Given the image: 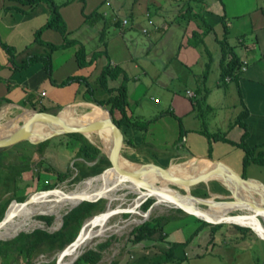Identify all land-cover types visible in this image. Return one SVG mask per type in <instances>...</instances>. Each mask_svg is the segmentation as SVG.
I'll return each instance as SVG.
<instances>
[{
  "label": "crops",
  "instance_id": "0c3cea01",
  "mask_svg": "<svg viewBox=\"0 0 264 264\" xmlns=\"http://www.w3.org/2000/svg\"><path fill=\"white\" fill-rule=\"evenodd\" d=\"M188 1L56 0L68 38L75 44L51 50L47 44L60 45L65 38L54 28H44L36 39L50 15L45 1L30 7L20 0H0V112L11 115L21 107L57 114L70 105H96L88 85L95 99L106 100L109 94L99 76L109 66L117 76L108 77L107 85L114 89L123 81L125 85L124 115L129 122L119 128L121 153L128 160L168 167L177 160L211 157L264 184V165L250 162L244 170V151L233 144L240 142L246 129L247 146L257 147L264 155V0H190L194 12L203 13L212 26L206 35L195 21L179 18ZM96 10L99 16L85 22ZM109 25L115 29L111 39L106 37ZM194 31L200 35L193 37ZM1 42L11 46L12 57ZM81 46L85 49L82 66L76 56ZM47 52L50 74L41 59L19 68L32 55ZM224 67L229 73L223 74ZM72 75L89 84L77 80L60 85ZM122 115L116 109V119ZM14 124L8 129L23 135ZM113 137L112 132V141ZM45 149L41 155L32 153L33 157L43 156ZM31 167L29 162V169L15 177L17 187L16 180L29 176ZM212 186L206 183L208 193ZM1 190L12 195L2 184ZM61 201L67 202L65 196L44 203L32 196L25 204L12 203L8 220L13 223L3 231L27 217L24 227L29 229L35 222L29 216ZM154 217L161 218V228L136 243L128 235L119 256L108 264L113 260L118 264H264V239L242 225L199 228L195 216L177 210ZM90 240L85 239L83 247Z\"/></svg>",
  "mask_w": 264,
  "mask_h": 264
},
{
  "label": "trees",
  "instance_id": "16d2710c",
  "mask_svg": "<svg viewBox=\"0 0 264 264\" xmlns=\"http://www.w3.org/2000/svg\"><path fill=\"white\" fill-rule=\"evenodd\" d=\"M39 1H45L50 8V15L47 23L40 29H38L36 33V39L40 38V33L44 28H54L58 31H60L64 35V43L60 45L56 44H47L48 47L51 48V50H55L58 48H65L68 46H71L75 44L74 41L70 40L68 38V31L66 28V24L63 21L61 14L59 12V6L60 4L56 2V0H20V2L24 4L30 5V7L34 6ZM189 6L184 7V9L181 10L179 14V18H186L192 21H195L198 26L203 28V34L206 35L211 31L212 26L208 23L207 19L205 18L203 13L194 12L193 6L190 4V0L187 2ZM94 16H99L98 10L93 11L91 14L87 15L85 17V22L86 20L88 21L89 19L93 18ZM195 32V31H194ZM200 34L195 32L193 33V37L199 36ZM192 37V38H193ZM194 39V38H193ZM3 47L10 53L11 57L13 55V50L11 46L5 44L4 42H1ZM77 60L79 62V65H85V49L83 46L79 48L76 52ZM41 59L43 64L45 65V68L48 70V74H50V69H51V55L50 52H47L46 54H41V55H32L29 57L26 62L22 65L19 66V68H24L26 67L29 63H32L35 60ZM232 69V68H231ZM113 68L107 66L105 67L100 76H99V81L100 83L105 86V90L108 92L109 97L106 100H97L93 96L92 92V87L88 83V81L82 77L78 76H69L65 80L61 82L60 85H66L69 84L73 81L77 80H84L88 86V92L92 95V101L96 104L99 105L103 108H106L105 106L108 105L109 109L108 111L110 112V115L115 123H117L119 126H121L123 123H128V118L125 117L124 115V104L126 102V92H125V85L124 81L119 85L117 88H110L107 85V78L112 77L116 78L117 72L116 70L113 72ZM229 73L228 68L223 69V74ZM115 91H117L115 93ZM116 109H119L121 112H123V115L120 119H116L114 116ZM38 111H46L44 108H39ZM2 122H0L1 124ZM242 126L245 127V123H242ZM3 127V126H2ZM9 133H13L11 130H9ZM66 136H68V142H67V147L68 149H71L74 152V162H73V167L76 170V174L73 177L72 181H79L81 179H84L86 177L94 176L100 174L103 170L108 168L110 166V161L108 160L107 156L102 153V151L94 144L92 143L87 137H85L83 134L78 133V132H71V133H65ZM247 132L246 129L241 137L240 142L237 143L238 147L243 149L244 151V157H243V166L244 170L248 166L250 162H256L258 164L264 165V155L261 150L257 151V147L254 148H249L247 144L245 143V138H246ZM48 139H45L39 143L33 144L30 143L29 141H26L29 146H31L33 149L28 150L26 154L23 153L24 157L22 160H24L22 163L16 164V168L13 169L12 162H9L8 164L3 165L2 167L0 166V174L2 175L1 177V184L2 188L4 191H12V195L6 197L0 202V220L4 216L5 210L7 208L8 203L12 200L16 201L18 203H21L22 201L25 200L24 196H15L14 192L17 190V186L15 185V177L20 175L24 169H29V162L33 158L34 152H39L41 155L44 150V146H46V142ZM46 144V145H45ZM11 147V146H10ZM9 147L5 149H0V154L1 150H6ZM30 151V152H29ZM18 160V159H17ZM3 164L2 161H0V165ZM5 166V167H4ZM45 173L47 174L48 170L44 169ZM244 173V172H243ZM57 175L60 177H64L65 179L68 176H71L72 174L67 170L65 172H57ZM109 175V174H108ZM38 176V175H37ZM110 176V175H109ZM113 179H119L120 177V172H115L112 174ZM112 179V180H113ZM38 181V180H37ZM105 182L109 184L110 187L114 188L112 181L109 180H100L98 183ZM98 183H95L96 185ZM85 185V182L81 183ZM91 185V184H90ZM42 188H39L40 190H47V189H52L55 187L54 183H46L44 186H41ZM130 188V186H128ZM127 188V187H126ZM126 188H121V189H126ZM98 189V188H97ZM97 189H95L97 191ZM120 190V189H119ZM118 189L113 190L112 192V200L115 199H120V197L117 196V191ZM51 193L45 196H49ZM98 194H102L103 197L96 200V201H82L79 205L73 207L72 209L68 210L63 216H62V224L61 226L52 232L47 231L46 229L43 228H35L31 231H20L17 235L10 239H5V240H0V264H19L20 262H23V264L31 262L34 256H37L40 253L43 252H51L53 250H58L61 251L67 244H69L71 241L75 239L77 236L83 222L85 219L88 217H91L95 213H99L101 211H104L105 209V204H104V199L109 196V191L108 190H102ZM193 195L199 196V197H208V191L206 189V186L203 182L199 183L193 190ZM62 196L57 197V199H62L64 192L61 194ZM43 196H35L36 199H39ZM14 199V200H13ZM80 200V197L76 200L75 204ZM11 202V204H12ZM154 202V199H147L141 206L142 208L146 211L151 204ZM14 203V202H13ZM62 204V201L55 204L54 206L48 207L44 206L38 213H44V214H52V215H39L38 219L43 220L47 225H50L55 217L56 211L58 207ZM136 204H132L126 208L128 209H134ZM9 208V207H8ZM137 208L132 211V213L137 212ZM8 213L11 215L13 210L7 209ZM177 211H181L182 209H177ZM210 212V211H208ZM206 211H203V213H208ZM34 215L29 216L30 220L33 219ZM194 217V216H193ZM200 225L199 228L207 224H211L213 228H217L221 225V223H210L207 222L203 219H200L198 217H195ZM160 217H151L148 220H145L142 223L137 224L132 228V230L129 233L128 240L132 243L140 242L143 239L147 238L148 236L152 235L155 231L161 228L162 225H160ZM37 221V220H36ZM40 222V221H39ZM112 228L109 227L105 229L100 235L98 236H104L105 233ZM244 230H249V227H241ZM14 233V234H16ZM13 234V235H14ZM12 235L9 236H1L0 238H8ZM97 237V236H94ZM93 237H91L92 239ZM108 244L107 242L98 244L97 250L95 249H88L84 253H82L75 261L74 264H96L102 257L101 254V249L106 247ZM25 262V263H24ZM45 264H55V259L52 262L45 263ZM110 264H118V261L113 260Z\"/></svg>",
  "mask_w": 264,
  "mask_h": 264
},
{
  "label": "water",
  "instance_id": "95a60500",
  "mask_svg": "<svg viewBox=\"0 0 264 264\" xmlns=\"http://www.w3.org/2000/svg\"><path fill=\"white\" fill-rule=\"evenodd\" d=\"M97 107H99V109L103 112L106 111L105 108L99 105H97ZM25 110L31 113L30 114L31 118L45 125H47L50 120H55L57 116L59 115V112L57 114H53V113H49L46 111H38L35 109L25 108ZM24 112H21L18 115H16L15 116L16 118L13 119L12 121H21L22 119L20 117H22ZM7 123H5V125ZM105 128H109L113 132L114 137H113L112 146L109 148L108 151L103 148V145L102 146L98 145V148L102 151V153H104L107 156L108 160L110 161V166L106 168L105 170H103L100 174L95 175L93 177L102 175L107 170L111 169V170L120 171V173H123L122 174L123 176L124 175L125 177L128 176L127 179L132 177L137 181L141 173L142 175L143 174H147V175L153 174L157 178V180L173 179L175 181L183 183L186 187L183 189L185 190L184 194L177 192L179 197L189 196L190 198L197 201L200 205H205V206L211 205L215 202H225V203L234 202L237 204L236 208L234 209L229 208L226 212L227 214L219 218H213L208 215H205L204 213H202V211L198 207H192L189 205H179V204L174 205L173 204L175 207L180 208L183 211L187 212L188 214L198 217L200 219H203L210 223H215V224L235 223V224L249 227L252 231L256 233L258 237H260L261 239H264V184L262 182L250 179L248 177H243L240 174L233 171L232 169H230L227 165H225L221 161L215 160L211 157H203V156L194 157L193 158L194 161L195 159L198 161H202L200 162V164L199 163L197 164L196 162L190 163V161L183 162L182 163V173H170L168 169L169 167H161L156 164H139V163L132 162L128 160L125 156H123L121 153L123 134L119 128V125L113 121L108 110H107V115L100 118L97 124L89 125L83 129H79L77 126L65 125L61 127V129L55 130L51 134L45 135L37 140L27 137L25 135L19 136L16 133L5 135L3 137H0V149H5L21 141H29L30 143L36 144L47 138L53 137L55 135L71 133V132L81 133L91 141V139L88 137L90 134H92L93 132H100L102 129H105ZM20 130L23 133H27L28 132L27 125L23 123L20 126ZM99 139L101 141V144H103L100 136H99ZM121 158L128 161L130 163V166L129 167L123 166L121 164ZM197 167H202V170H205V171L199 175H195L193 172H195ZM187 176H191L193 180L192 179H191L192 181L185 180V177ZM209 179L219 180L231 192L230 198L232 200L215 201L214 198L218 197L217 195H212L208 197H199V196H195L192 193H190L189 191L190 185L194 183H198V182H206ZM230 183L240 185L243 191L244 190L249 191L254 198H252L251 201H246V202L239 201V197L237 195L238 188L235 189L234 186L231 187ZM138 187L141 192H146L149 189L148 183L144 181L140 182ZM55 189L56 188H52V189L42 190L38 192L44 193V192L53 191ZM160 192L161 191H152V192L146 193V195H143L142 199H140V201L135 205L134 209L139 208L145 202V200L149 197H153L155 199L153 205L156 203H159L156 195H165L164 193H160ZM255 196H257L258 198ZM219 197H222V196H219ZM228 197L229 196H227V199H229ZM100 198L102 197L96 196L93 198L91 197L82 198L79 202L74 204L70 209L79 205L82 201H96ZM27 201L28 200H24L21 203H25ZM151 207L152 205L146 210V213L151 209ZM7 209L4 213V216L0 220V227L3 226L4 223H6ZM134 209L118 208V207H115L113 209L107 208L104 211H101L100 213L95 214L92 217H90L89 221L84 222L82 224L75 239L71 241L69 244H67L61 251H59V253L57 254L56 260H55V264H60L61 260L67 255L68 249L70 247H74L78 243H83L85 239L83 238L82 233L86 225L91 224V222H93L90 225L91 227H99L102 224H105V222L108 220L110 216L117 214V213H132ZM233 211H237V213H232ZM243 211L245 213H243ZM17 234L18 233L10 236V238L14 237ZM77 257L78 255L75 258Z\"/></svg>",
  "mask_w": 264,
  "mask_h": 264
},
{
  "label": "rangeland",
  "instance_id": "374dc122",
  "mask_svg": "<svg viewBox=\"0 0 264 264\" xmlns=\"http://www.w3.org/2000/svg\"><path fill=\"white\" fill-rule=\"evenodd\" d=\"M114 30L115 29L110 25L107 27V29H106L107 39L113 38L112 36H114V34H113ZM74 106L75 105H70L69 107L74 108ZM95 106H97V105H95ZM75 108H76V106H75ZM92 110L91 109H83V111L79 115L81 117L85 116L87 113H92L93 112ZM105 110H106L105 113L107 114V109H105ZM15 118L16 117H13V118L8 119V120L11 121ZM2 121L3 120L1 119L0 122H2ZM50 121L48 122V124H50ZM71 121L72 120H69V122H71ZM7 122L8 121H3L2 124H5ZM13 127L18 129V131L21 132L20 125L15 123L13 125ZM44 127L45 126H43V128ZM1 129L3 130V127L0 124V130ZM80 129H83V127H80ZM21 133H23V132H21ZM24 134H28V132L23 133V135ZM87 135H89V134H87ZM88 137L92 141L96 142L98 145L102 146L97 132H93ZM47 139H48L47 140L48 142H46L47 145L45 144L46 146H44V149L46 148L45 150H47V152L43 156L38 155L36 158L33 157L34 160L30 161V163L32 162L31 171L29 172L30 175L29 176H26V175L21 176L20 178H18V180H16L18 188L20 187V189L17 191L18 196H21V197L24 196L25 200H29V198H31V196L34 193H37L38 191H42L39 188H42L41 186H44V184H46V183H48V184L54 183L55 184L54 188H56V190L60 189L62 191L67 192V191L75 189L78 185H80L86 179L89 178V177H86V178L81 179L79 181H75V182L72 181L73 177L75 176V174L77 172H76L75 168L73 167V162L75 160L74 159V152L71 149H68V147H67V142L69 139H68V136L65 135V133L55 135V136L47 138ZM233 144L238 147L237 142H233ZM31 148L32 147L29 146L28 143H26V141H21L19 143H16L15 145H11V147H9L8 149L1 150L0 161H2V163L6 164V163H9V162H12V161L18 159L16 161L12 162V166L14 169V168H16V166H14V165L22 163L24 161V160H22L24 157L23 153L28 152V149H31ZM191 159H193V158H191ZM191 159L177 160L175 163H183L186 161H190ZM44 169L48 170L47 174L45 173ZM67 170L72 174L71 176H68L65 179H63L64 177H60L59 175H57V172H59V171L65 172ZM1 177H2V175L0 174V188H1ZM90 177H92V176H90ZM191 179H192L191 176L185 177V180H187V181H190ZM199 183H201V182L194 183V184L190 185V187H189L190 193H193L194 188ZM203 183L205 184V186H206V183L208 185H213L211 187V189L209 190L208 195L209 196L217 195L218 197L214 198L215 201L232 200L230 198L231 192L228 189L226 190L225 187L222 186V184L220 182H218L217 180L209 179ZM159 185H161L162 187H167L168 189H171V190L176 191V192L181 193V194L185 193V190H183L185 185L183 183H182V185H174V184L167 183V182L166 183L161 182V183H159ZM37 186H39V188H37ZM80 187H82V186H80ZM129 189L130 188L120 189L119 191H117V196L120 197V199H115L112 201H109L110 197L112 196L111 192L109 191V196L107 197V199L103 198L104 204H105V209L115 208L118 205L121 206V208H126V207L132 205L134 202L133 200H135V198H137L138 195L136 193H133ZM159 190L163 191L162 189H159ZM2 193H3V190H1V193H0V199H2V200L5 199L6 197L10 196V194H11V192H9L10 194H8V193L2 194ZM219 196H222V197H219ZM227 196H229L228 197L229 199H227ZM149 198L154 199L153 197H149ZM149 198H147V199H149ZM67 201H68V199H67ZM11 202H12V200L8 203L7 208H8V206H10ZM153 203L151 204L152 205L151 209L147 213L142 208V206H140L139 208H137L140 212L139 214L117 213V214L112 215L106 224V226H112V228L110 230H108L104 236L93 237L87 243V246H85L82 249V251L78 254V257L88 249L97 250L98 244H101V243L108 241L107 246L104 247L103 249H101L102 257H101L100 261L98 262V264H108L110 262V260L116 259L119 256L120 251L123 250L124 244H126V242H127V237L129 235L131 229L134 226H136L138 223H140L142 221L148 220L151 217L156 216L159 213H167V212H170L173 210L180 209V208H177L170 203L167 204L166 202L156 203L154 205H153ZM201 206L206 207L205 205H201ZM70 208L71 207H69V206L63 207L59 212L60 217L55 219V217H56L55 216L50 225H47L43 220L38 219V216L39 215H52V214H42V213L34 214L33 219L37 220V221H41L42 224H44V225L32 226V227H29L28 230L31 231V230H33L35 228H39V227L46 229L49 232L57 230L61 226L62 216ZM143 213H146L147 217H144ZM185 213H187V212H185ZM234 213H237V211H234ZM95 214H98V212ZM221 217H223V215H221ZM89 218L90 217L85 219L84 222H86ZM8 238H10V237H8ZM8 238H6V239H8ZM98 250H99V248H98ZM58 253H59V251L56 249L51 251V252L40 253L37 256H34L33 259L31 260V262L26 263V264H45V263L52 262L54 259L56 260ZM77 258H75L73 260V262H71L70 264H74V262L76 261ZM22 263L23 262H20V264H22Z\"/></svg>",
  "mask_w": 264,
  "mask_h": 264
},
{
  "label": "bare ground",
  "instance_id": "6f19581e",
  "mask_svg": "<svg viewBox=\"0 0 264 264\" xmlns=\"http://www.w3.org/2000/svg\"><path fill=\"white\" fill-rule=\"evenodd\" d=\"M17 109H18V112H15L14 114H11V115H9L10 112H8V111L0 112V120L2 119V120H6V121L9 122L6 125L5 124L3 125L1 123V125L3 126V130L2 131L0 130V137H3L5 135L10 134L9 131H8V128H9V126L12 123H16V124H18L20 126L23 123L26 124L27 128H28L27 137H30L32 139L37 140V139H40L41 137H43L45 135L51 134L55 130L61 129V127L65 126V125L77 126L80 129V127H83V125H85V124H89V125L97 124V122H98V120L100 118H102V117L107 115L105 112L101 111L99 109V107H97V106H95L93 104H83V105L78 106V107L76 106V108L74 106V108L66 107V108L60 110L59 111V115L57 116V118L55 120H51L50 124L45 125V124H41V123L35 121L33 118H31L30 117L31 113L28 112L27 110H25V108L19 107ZM83 109H91V110L93 109L92 110L93 112L92 113H87L85 116L81 117L79 114L83 111ZM21 112H24L22 117H20L22 119L21 121H12L11 120L12 122H10L8 120V119H11V118L15 117L16 115H18ZM69 120H72V121L69 122ZM43 126H45V127L43 128ZM97 134H98V137L100 136V138L102 139L103 148L108 151L109 148L112 146V143H113V141H112V131L109 128H105V129H102L100 132H97ZM194 162H196L197 164L198 163L200 164V162H202V161H198L196 159H195V161L193 159L190 160V163H194ZM121 164L123 166H127V167L130 166V163L128 161H126L125 159H123V158H121ZM168 167H169L168 169H169L170 173H182V163H172ZM116 171L117 170L109 169L102 175H99L97 177H93V176L89 177L88 179H86L84 181L85 185H84L83 188L74 189L72 191L64 193L63 196H65V198L68 199V201L67 202L62 201V204L58 207V209L56 211L55 219L60 217L59 216V212H60V210L63 207H65V206L72 207L79 197H80V200L82 198H85V197L86 198H90V197L93 198V197H96V196L103 197L102 194H98L102 190H108L112 194L113 190L115 192V190H117V189L119 190V189H121L123 187L124 188H126V187L129 188L128 186H130V189H129L130 191H132L133 193H136L138 195V197L135 198V200H133L134 204H137L140 201V199H142L143 195H146V193L152 192V191H161L159 189H162L163 191H161L160 193H164L165 195H156L159 203L166 202L167 204L170 203L172 205L173 204L174 205L179 204V205H189V206H192V207H198L202 211V213H203V211H206V212L210 211L207 214L206 213H204V214L208 215L210 217H213V218H219V217H221V215L225 216L227 214L226 212H227V210L229 208H233L234 209V208L237 207V204L234 203V202H227V203H225V202H215V203H213L211 205H208L206 207H202L197 201H195L194 199L190 198L189 196L179 197V195L177 194L176 191H173L171 189H168L167 187H162L161 185H159V183H161V182L162 183H166L167 182V183H171V184H174V185H182L181 182L175 181L173 179L157 180V178L153 174H148V175L147 174H143L142 175V173L140 174V176L138 178V181L135 180L132 177L127 179L128 176H126V177H125V175L123 176L122 175L123 173H120L119 179L116 180V179H113L112 177H110ZM204 171L205 170H202V167H197L195 172H193V173L195 175H199V174L203 173ZM117 172H120V171H117ZM103 179L112 181V183L115 184V185H113L114 188L110 187L109 184H107L105 182L98 183V181L103 180ZM143 181L147 182L148 186H149V189L146 192H141L139 190V187H138L139 183L143 182ZM95 183H98V184L96 185ZM230 185H231V187L234 186L235 189L238 188L237 195L239 197V201L246 202V201H251L252 198H254L249 191H247V190L243 191L242 187L240 185H236V184H233V183H230ZM184 188H186V187H184ZM95 189H97V191ZM58 191H61V190L60 189H58V190L55 189L53 191L44 192V193L37 192V193H34L32 196L35 195V196L39 197V196L47 195V194H49L51 192H55L48 198H39L40 199V203H44L45 201H49V200L51 201V200L56 199L59 196H62ZM255 197H257V196H255ZM110 200H111V197H110L109 201ZM13 202L17 203L19 205L27 203V202L18 203L16 201H13ZM47 205H49V204H46L44 206H47ZM8 207H10V206H8ZM116 207L121 208V206H119V205L116 206ZM139 213H140L139 210H137V212L135 214H139ZM243 213H245V212L243 211ZM42 214H44V213H42ZM6 215H7L6 223H4L3 226L0 227V237L1 236L13 235L16 232L19 233L20 231L28 230V229H25V227H24L26 224L29 223V222H25V220L28 218L27 217V218H24L23 220L19 221L18 226L14 227L12 230L3 231L4 229L8 228V226H10L11 223H13V221L8 220L10 218V216H11L8 213V211H7ZM143 215H144V217H147L146 213H143ZM109 218H108V220H109ZM12 219H14V217H12ZM89 219L87 221H89ZM107 221L105 222V224H102L99 227H91L90 225L93 222H91V224L88 225V226L86 225L85 228L83 229V233H82L83 234V238L87 239V238L93 237L100 230L105 229L107 227H110V226H106ZM23 222H25L24 225H22ZM32 224L34 226L44 225V224H42L41 221L39 222V221H36V220H35V222H32ZM3 239H6V238H0V240H3ZM83 248H84L83 247V243H78L76 246L70 247L69 248L70 250L68 249L69 252H68L67 256L65 257V259L63 260V262L61 264H70L71 262H73L74 258L82 251Z\"/></svg>",
  "mask_w": 264,
  "mask_h": 264
},
{
  "label": "built area",
  "instance_id": "2783aa9c",
  "mask_svg": "<svg viewBox=\"0 0 264 264\" xmlns=\"http://www.w3.org/2000/svg\"><path fill=\"white\" fill-rule=\"evenodd\" d=\"M125 22H126V20H124V23ZM188 94H189V96H193L194 95L192 92H189Z\"/></svg>",
  "mask_w": 264,
  "mask_h": 264
}]
</instances>
